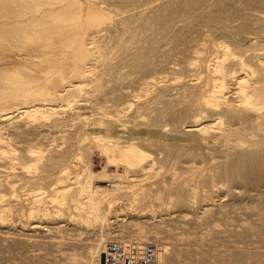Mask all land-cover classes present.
I'll list each match as a JSON object with an SVG mask.
<instances>
[{
  "label": "bare ground",
  "instance_id": "obj_1",
  "mask_svg": "<svg viewBox=\"0 0 264 264\" xmlns=\"http://www.w3.org/2000/svg\"><path fill=\"white\" fill-rule=\"evenodd\" d=\"M120 188L135 207L165 202L189 246L171 250L140 220L101 225L81 264H101L113 237L154 241L165 264L202 257L216 235L188 225L238 207L255 217L226 229L231 243L264 235V0H0V246L62 241L63 224H7L12 210L103 222ZM258 244L240 247L244 261Z\"/></svg>",
  "mask_w": 264,
  "mask_h": 264
},
{
  "label": "rangeland",
  "instance_id": "obj_2",
  "mask_svg": "<svg viewBox=\"0 0 264 264\" xmlns=\"http://www.w3.org/2000/svg\"><path fill=\"white\" fill-rule=\"evenodd\" d=\"M77 150H79V149H77ZM89 157L91 160L90 167L92 168V170H94V172H96V173L101 171V169L103 168V165L105 163V158L101 154H99L97 151H92L91 154H89ZM199 163H201V162H196V164H193V165H197ZM110 164L108 167V169H109L108 173L109 174L115 172L114 164H111V165ZM71 166H73V167H71ZM70 168H72V170ZM120 170H122V168H120ZM68 171L71 172V174L76 172L77 175H83V171H85V169L83 168V164L81 162L80 163L76 162L75 164L68 166ZM97 182L102 183L104 185L107 184L106 180L105 181L104 180L97 181ZM127 189L128 188H120V190L116 191L113 194V196L111 197V201L113 202V205L111 207L112 210H109V212H110V213L108 212L109 217L107 216V218L105 220H103V222H95V223L88 224L86 222L79 220L78 218H73L71 216V214L68 213L69 210H58V208L56 206L47 207V208H38V207L35 208V207H33V205H27L26 213L23 212L24 211L23 209L12 210V212H10L8 217H12V218H10L11 220L13 218L14 219L12 221L10 219L4 221V222H7V224H10L11 222H14V221H16V222H14V223H17L16 225H19L20 223H23V222L27 223V221H25V219L28 216H29V221L31 220L30 223H32V221H38L43 226L48 225L49 222H50V224L53 223L54 225H56V223L63 224L62 231L54 232L56 236H57L56 233L62 234L61 238L59 236L57 237L58 239H62V241L61 242L60 241L49 242V241H45L41 238L38 241L30 243L26 247L18 246V245L14 246V245H8V244H2L1 243L2 246H0V264H81V262H83L85 257L88 255L87 250L90 247L88 245H90V243L93 241L92 237L95 236L94 235L95 231L98 230L101 225H103L104 227H110V228H112V227H123L124 229H126L128 231H135L137 229L136 227L138 224L137 220H140V222L144 223L145 226L147 225L146 228L147 227L157 228L159 231V234L163 236L162 238H165L168 240V245L170 246V249L175 250V249L179 248L183 254V252H184L183 247L189 246V243L185 242V240H180L177 238V235L182 231L181 229H182L183 225H180L179 223H176L175 221L170 219V217H169L170 214L166 213L165 209H164L165 202H159L156 205L155 201L152 202V201L146 200V201H144V203L142 205L143 208H140V206H138V207L132 206V205H130L131 199L127 197V194L123 193ZM228 200H230L232 202L233 207H234V204L236 205V203L233 202L232 199L228 198ZM101 204L103 207L106 205V199L105 198L102 199ZM139 209H140V211H139ZM238 209H239V212H238ZM238 209H235L233 211L234 213L230 212L229 215L227 217H225L226 219H221L223 217L218 216V215H213V216H210L208 221L204 222L205 224L200 223L196 226H191L192 222L189 225L187 224L189 226V229L194 230L197 235L202 234L201 232L203 230H206V231H211V234L216 235L215 236L216 238H213V236H212L213 240H210L208 238L210 236H208V233H207L206 235L208 237L207 236L204 237V238L207 237L206 241L204 242V240H203V243H199L200 245H203L204 247H206L208 249V252L205 253L206 255L204 254V256H202V257H200V255H198L199 257H194V256L185 257V256H183L184 254L180 255L181 264H192V262H193V264H218V262L220 264H242V263L243 264H264V246H263L264 245V240H263L264 235H260V237H258V235L256 233H252L253 235L250 236V242L249 243H248V241L244 240V241L238 242L237 244H233V243H231V236L228 234L226 235V233H225L226 229L240 227L237 224L242 222L244 217H246L247 219L255 217L254 213L251 212L252 210H250L248 208L243 209L241 207H238ZM29 210H31L30 214H28ZM42 212L45 213V215ZM188 218L189 219L192 218L191 213H189L186 216L187 220H189ZM211 218H213V219H211ZM215 218H216V220H215ZM144 219H146V221H144ZM228 220H230V221H228ZM231 220L234 222H232ZM215 221L219 222V225L218 224L213 225V223ZM165 222H167V223H165ZM230 222H232L233 224H231V225H234V226L231 227L229 224ZM64 223H65V225H64ZM202 226H204V227H202ZM220 227H222V228H220ZM224 228H225V230H222ZM218 229L221 231H217ZM178 230H179V233H178ZM175 231H177V233ZM223 231H224V233H223ZM211 234H209V235H211ZM183 235H185V233H183ZM70 236L71 237L72 236H78L79 237L80 242L77 244L78 249H77V247L74 249L72 247L73 246L72 244H71V246L69 245V240H71ZM258 238L260 240H258ZM63 241H66V242H63ZM211 241H213V242H211ZM242 243H243V245H241ZM258 243H260V245L262 244L260 247L261 248L260 255L258 254V256H257V255L252 254V257H251L252 262L251 261H249V262L244 261L242 259L241 255L238 253V251L241 250L240 247L241 246L243 248L244 247H248V248L250 247V248H252L253 252L256 253L257 249H258V245H259ZM194 244H196V243H194ZM194 244H190V245L194 246ZM214 246H215V248H214ZM228 246H233L236 250V251H234L233 257H231L230 253L226 252L227 251L226 247H228ZM25 249H26V251H23ZM221 249H222V251H221ZM76 253L79 255H77ZM207 254H211V255L215 256L213 258L215 261H212L213 259L210 256H208ZM224 254H225V256H224ZM235 260H236V262L233 263V261H235Z\"/></svg>",
  "mask_w": 264,
  "mask_h": 264
},
{
  "label": "built area",
  "instance_id": "obj_3",
  "mask_svg": "<svg viewBox=\"0 0 264 264\" xmlns=\"http://www.w3.org/2000/svg\"><path fill=\"white\" fill-rule=\"evenodd\" d=\"M101 264H165L152 240H124L108 238L103 247Z\"/></svg>",
  "mask_w": 264,
  "mask_h": 264
},
{
  "label": "water",
  "instance_id": "obj_4",
  "mask_svg": "<svg viewBox=\"0 0 264 264\" xmlns=\"http://www.w3.org/2000/svg\"><path fill=\"white\" fill-rule=\"evenodd\" d=\"M100 259H101V261H103V259H104V253H103V251L101 252Z\"/></svg>",
  "mask_w": 264,
  "mask_h": 264
}]
</instances>
